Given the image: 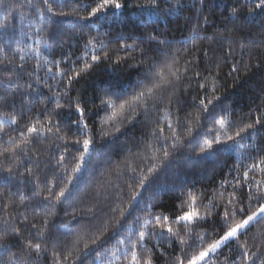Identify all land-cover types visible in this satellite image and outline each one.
<instances>
[{
    "label": "snow or ice",
    "instance_id": "snow-or-ice-1",
    "mask_svg": "<svg viewBox=\"0 0 264 264\" xmlns=\"http://www.w3.org/2000/svg\"><path fill=\"white\" fill-rule=\"evenodd\" d=\"M198 2L201 5L205 4V0ZM3 3L4 0H0V6H3ZM28 3L36 10L33 15L40 27L36 28L35 32L45 34L44 43L49 46V55L57 49L62 34V21L58 18L71 15L92 23L103 21L109 29L104 32L103 40L92 36H78L77 39L86 40L83 45L85 52L75 61L70 55L65 59L62 54L61 59L57 61L55 58L48 60L40 52H33V55L44 59L45 65L37 62L31 72L26 71L23 63L16 66L18 78L24 75L33 78L41 68H44L51 74L52 79L60 80L66 89L63 95L68 98L66 103L61 104L53 97H49L48 100L55 103V107L50 110L48 100L44 98L43 88L48 87L51 92V85H45L37 79L34 82L40 84V88L33 89L32 83H26L21 100L30 102L27 104V111H22L20 115L21 118L25 116L29 118L23 130L17 125L16 131L20 140L17 141L0 126V141L6 138V145L0 146V171L12 176L14 169L19 167L16 161H19L21 156L28 157L33 167L25 166V172L33 178L34 194L42 195L39 192L41 177L33 170L40 169V165L33 162L35 150L42 147L45 141L61 150L57 153L59 157L57 165L64 167V172L59 177V184L48 179L49 176H55L56 169H51L44 175L42 183L48 194L42 197L41 204L48 202L53 207L64 203L71 205V201L78 193V185L85 183L89 173L95 168L93 163L96 156L95 140L99 134L93 132L90 127V120L94 119L87 115L90 112H94L96 116L104 113L100 121V134L110 138L108 143L115 144L119 140L115 133L125 135L122 125L128 127L129 131L140 126L143 129V139L133 138V144L137 148L142 147L144 153H153L150 157L141 156V159H157L155 153L161 152L162 159L171 163L172 153L169 152V148L175 152L182 147L184 144L182 137L186 133L188 145L195 144L199 147L198 155L202 158L215 160L218 156L235 153L243 169L230 170L229 175L232 179L225 178L219 181V190H213V195L219 197V203L209 199L208 203L204 204L206 192L194 191L187 186H174L172 190L177 192L178 203L175 204L171 215L167 214L166 210L153 213L150 211L152 203H145L141 211H148L149 215L142 217L136 214L140 202L144 199L145 193L155 190L160 176L156 175L154 179L149 180L143 173H137L139 165L133 166L126 161L125 173L130 171L132 175L128 177L122 173L117 174L118 180L123 176V187L108 181L105 190L97 194L94 206L81 210L80 216L75 212H65L71 219L63 228L71 232L79 226L83 231L77 235L70 248L65 246L59 251L52 252L53 264H77V261L80 264H87L89 256L93 257L95 264L96 260H101V250L107 248L113 240L116 243L108 248L107 264H155L154 253L149 249L148 242H154L156 249L163 255L160 245L164 241L178 242L181 245L180 255L171 259L169 264H212L214 257L223 255L224 249L234 251L231 247L234 243L239 264H264V241L254 239L251 246L247 240L240 243L241 237H247L255 224L264 222V155L261 154L264 153V136H261L259 146L252 142L254 134L259 135L264 131V117L255 115L250 117L248 122L235 126L231 121L226 124L222 117L228 114L227 108L221 96L215 94L217 91L215 81L207 91H201L205 88L201 80H206L207 77L199 69L202 68L203 72L210 76L209 65L216 69L220 67L222 50L213 48L212 44L231 40L220 36L202 37L200 33L204 29L198 21L195 26L189 25L192 34L187 38V43L195 45L198 40L211 43L206 48L191 53L185 52L182 46L177 48L173 41L167 38L168 34L159 30V25L161 21L171 23L168 17L179 20L183 11H190L185 7L183 0H143L142 3H135L132 6L140 11L136 13L138 17L136 28L131 31L123 19V10L129 7L131 0H94L92 5L79 7L70 5L68 0H39L38 4L28 0ZM76 3L79 4V0H76ZM66 8L70 10L65 11ZM145 10L152 14L147 19L144 17ZM257 10L264 12V0H250V6L246 9L247 14L252 15ZM231 15L239 18L243 13L241 9L233 8ZM231 22L239 30L237 21ZM203 23H208L207 17H203ZM8 27V24H0V28ZM148 27L152 30L144 32L143 29ZM113 31L116 33L114 36L111 34ZM243 40L241 37V47H244ZM111 42L116 43L118 47L112 48ZM15 51L19 52V49ZM121 52L124 55H121ZM0 53L6 55V49L0 47ZM230 55L231 49L226 53V56ZM20 60L25 61L26 57L21 55ZM12 63V60L0 59V66L8 72H12V69L7 65ZM48 64L54 66L56 71L53 72L52 67H47ZM107 66L130 69L136 78L124 87H121L119 81L97 86L91 101L84 100L79 94L75 98L70 97L74 85L78 84L82 77H87L90 72L99 71ZM240 67L243 68L244 65ZM230 68L231 71L227 73L229 76L237 72V65L233 63ZM6 79L9 89L20 88L13 81L12 75H8ZM5 99L0 96V100ZM35 104L43 106L41 112L35 111ZM90 105H95V108H91ZM172 105H175V110ZM161 109L164 111L163 116L159 114ZM71 112H74L75 116L65 120ZM180 113L184 115L181 116ZM32 116L35 117L34 120ZM173 116L175 119H172ZM110 122L114 132H105L103 126ZM193 122L200 126L202 135H192ZM2 123L0 122V125ZM10 123L17 124V120L13 118ZM208 124L218 126L220 131L217 132L215 127L209 129ZM69 134L72 138H68ZM207 135H211L212 138L204 139ZM57 141L60 143H56ZM245 148L250 150L247 154L244 152ZM128 151L131 152L132 149ZM30 153L32 155H29ZM77 153L79 155H76ZM66 154L71 160L76 161L71 173L64 166ZM38 159L36 156V160ZM246 160L249 162L246 163ZM6 161H10L11 165L5 164ZM147 169L153 174L160 171L151 164ZM257 176L260 177L259 180ZM129 180L132 183H129ZM133 184L140 191H136L132 187ZM125 188L131 192L130 198L125 195ZM18 195L20 203L23 204V195L19 193ZM126 199H130L127 204ZM151 199L159 200L160 194L157 193ZM156 206L162 207L159 204ZM216 212L219 214L216 220H213V213ZM84 220L88 221L87 226L84 225ZM129 221L133 225H138L135 228L134 239L133 229L128 226ZM207 222L211 223V230L202 231ZM48 223V218L44 217L42 225L37 228L35 223L28 222L27 216H24L20 226H13L9 220L3 222L4 227L0 228V241L8 239L11 235L14 237L12 246L20 249L19 256L13 253L9 257L10 264H34L33 255L38 258L48 246L50 239L46 236ZM28 229H37L39 242H33ZM10 252L8 244L0 243V255H7ZM224 261L225 264H237L234 257L230 259L225 256ZM101 264H104L103 260Z\"/></svg>",
    "mask_w": 264,
    "mask_h": 264
},
{
    "label": "trees",
    "instance_id": "trees-1",
    "mask_svg": "<svg viewBox=\"0 0 264 264\" xmlns=\"http://www.w3.org/2000/svg\"><path fill=\"white\" fill-rule=\"evenodd\" d=\"M143 0H131L128 8L123 10V19L128 23V29L134 30L136 28L138 17L136 15L139 9H135L132 5L135 3H142ZM33 3H39V0H33ZM70 5L79 7L80 5H92L94 0H79V4L76 0H68ZM185 7L190 11H183L180 19L176 20L174 17H168L171 23L160 22L159 30L168 34L167 38L172 40L173 43L179 47H183L185 52H194L200 48H206L211 41L198 40L195 45L187 43V38L191 36V26H195L199 21L204 31L200 34L203 37L207 35L209 37L220 36L228 37L229 40H222L212 44V47L220 52V67L216 69L214 66L209 65L211 69V75L208 76L203 72V69H199L203 75L207 78L201 80V83L205 84V88L201 91H207L209 86L215 81V87L217 88L216 95H220L224 105L227 108V115L222 118L225 119L226 124L231 121L235 126L242 122H248L250 117L255 115H261L264 117V12L257 10L254 14L248 15L246 9L250 6V0H205V4L201 5L198 0H183ZM23 5V7H21ZM233 8L241 9L243 15L239 18L231 15ZM66 8L65 11H69ZM35 8L29 6L28 0H4L3 6H0V24H8V28H0V47L6 49L7 54L0 53V59L12 60L13 63L7 65L12 69V72L3 70V66H0V96L5 97V100H0V122H3L2 126L6 133L14 136L17 141L20 140V136L16 131L17 125L23 130L26 120L29 118L25 116L21 118L20 113L27 111V104L30 101L21 100V94L24 91L26 83H32L33 89H39L40 84H36L34 81L39 79L45 85H51V92L48 87L43 88L45 93V100L49 97H53L55 101H59L61 104L66 103V98L63 93L65 88L59 79H52L51 74L47 73L44 68H41L35 77L29 78L27 75L18 78L17 65L25 64L27 72L33 70V66L39 62L41 65H45V61L41 57L33 55V52H40L43 56H46L48 60L55 58L59 61L64 54V58L67 59L70 55L73 61L78 56L84 54L83 48L85 39H77L78 36L83 37H97L101 40L104 38V32L109 31L108 27L104 25L103 21H91L79 20L75 16H67L58 18L62 21V34L57 44V49L49 55V46L44 43L45 34L36 33L35 29L40 27V24L36 23V18L33 13ZM86 15L87 13H83ZM152 15L149 11H144V17L147 19ZM203 17L208 18V23H203ZM232 20H236L240 26L239 30L232 24ZM43 21H41V24ZM151 23V21H149ZM86 25L85 27H81ZM150 27L144 28V32H150ZM113 36L115 31L111 33ZM138 34V33H137ZM127 35V32H125ZM243 37L244 47L240 46V38ZM110 42V41H106ZM129 43L131 41H128ZM112 48H117L118 45L111 42ZM19 49V52L15 51ZM231 49L232 55L226 56V53ZM130 55H136V53H129ZM26 57L25 61L20 60V56ZM121 55H124L121 52ZM235 63L237 65V72L233 75H227L231 71L230 65ZM244 65L243 68L240 66ZM256 65H259L257 67ZM47 67H52L53 72L56 71L55 67L48 64ZM64 67V65H61ZM12 75L13 81L20 86L19 89L13 87L8 88L7 76ZM191 75V73H189ZM135 74L130 69H121L113 66L103 67L99 71L90 72L87 77H82L78 84L74 85L73 90L70 92V97L75 98L78 94L84 99L91 101L94 97V90L97 86L102 84H108L111 82H121V87L126 86L130 81L135 80ZM193 87H195V81H193ZM35 94V93H33ZM195 95V93H193ZM14 102V104H13ZM98 103V101H97ZM42 105L35 104V111L41 112ZM48 107L51 110L55 107V103L52 100H48ZM91 108H95V105H90ZM175 110V105H172ZM164 115L163 109L159 113ZM94 119L90 120V127L93 132L99 134L95 140L96 143V156L94 158L95 168L89 173L87 180L83 184L78 185V193L69 203L62 205H56L53 207L48 202H43L42 197L48 193L44 189L42 183L43 177L51 169H56L55 176H49L50 181L55 180L59 184V177L64 172V167L57 165L59 159L57 153L61 151L57 149L52 143L45 141L42 147H37L36 156L39 157L36 160V156H33V162L40 165L39 171L33 169L37 175L41 177V185L39 192L41 194H34V187L32 183V177H29L25 172V166L33 167V163L29 162L28 157L21 156L16 163L19 165L17 169H14V174L9 176L7 173L0 171V228L4 227L3 222L5 220L11 221L13 226H20L24 216H27L28 222L35 223L39 228L43 223V218H48V229L46 236L48 239V246L43 253L37 258L33 255L34 264H53L52 252L59 251L63 247H71L72 242L76 239L77 235L83 231L79 226L73 229L71 232H67L63 225L71 219L70 216L65 215V212H75L78 216L81 215V210H87L88 207L94 206L97 199V194L102 193L105 190V185L108 181H112L120 186H124L123 176L121 179H117V174L122 173L128 177L131 172L125 173V162H130L133 166L139 165L137 173H143L149 177V180L155 178L156 175L160 176V180L156 185L155 190H149L144 194V199L140 202V208L137 209V215L142 217H148V211H141L144 208L145 203H152L151 212H160L166 210L167 214L171 215L174 210L177 192L173 191V187L192 188L194 191H204L207 193L204 199V204L208 203L209 199H212L215 203H219V197L213 195V190H219V181L225 178L232 179L229 175V171L233 169H242V165L238 162L239 158L233 154H226L218 156L215 160L204 159L199 156L200 148L195 144L188 145L187 134L182 137L184 144L177 151H173L169 148V152L172 153L171 163L162 159L163 154L156 152L157 159H141V156L150 157L153 153H144L143 148H137L133 144V138L143 139V129L140 126L128 130V127L121 126L125 135L115 133L119 136V140L115 143H108L109 137H104L100 134V121L104 117V113L101 112L98 116L94 112L87 114ZM183 116V113H180ZM75 116L74 112L69 113L65 120L72 119ZM15 118L17 124H11L10 120ZM33 120L34 116L31 117ZM43 119V116H41ZM175 119V116L172 117ZM201 120V124H203ZM61 127H64L62 121ZM105 132H114L112 123L105 124ZM193 128V136L202 135L200 126L195 122L191 125ZM209 129L215 127L219 132L218 126L208 124ZM261 136H264V131L259 135L254 134L252 142L260 145ZM102 137V138H101ZM68 138H72L69 134ZM211 135H207L204 139H211ZM56 143H60L57 141ZM6 145L5 140L0 141V146ZM132 149V151H128ZM250 150L244 149L245 154ZM255 153H253L254 155ZM264 155V153H261ZM29 155H32L31 153ZM76 155H79L77 153ZM246 163L249 161H245ZM5 164L11 165L10 161H6ZM151 164L154 167L160 169L159 173H150L147 166ZM64 166L71 173V170L76 166V161L71 160L69 156L65 155ZM70 178V177H69ZM259 180L260 177L257 176ZM129 183H132L129 180ZM63 187V185H60ZM132 187L136 191L140 189L133 184ZM230 192L231 189L229 188ZM24 197L23 204L20 203V196ZM160 194V199L153 201L151 198ZM125 195L130 198L131 192L125 188ZM15 202V203H14ZM130 199L125 200V204L129 203ZM119 203V201H117ZM255 204V202H253ZM162 205L157 207L156 205ZM40 205V206H37ZM222 208V206H221ZM203 211V209H201ZM219 213H213L212 219L216 220ZM84 225H88V221L84 220ZM219 221L217 220V225ZM130 228L133 229V239L135 238V228L138 225H133L129 221ZM211 223H205L202 231H210ZM31 232L33 242H39V236L37 235V229H28ZM24 231L22 230V236ZM123 238V237H120ZM255 240L264 241V222L255 224L248 233L247 237H241L240 243H244L247 240L249 246H251ZM14 237L11 235L8 239L0 241V243L8 244L11 248V252L7 255H0V264H10L9 257L15 253L17 256L20 254V249L13 247ZM116 241L113 240L107 248L102 249L100 252L101 260L104 264H107L108 248L115 245ZM191 243V241H190ZM82 247V243L80 245ZM148 247L154 253L155 264H169L171 259H174L176 255H180L181 245L164 241L160 245L161 251L156 249L154 242H148ZM234 251L229 252L228 249H224L223 255L214 257L212 264H225L224 257L228 256L230 259L235 258L237 264H239V256L236 249V244L231 245ZM43 248V245H42ZM254 250V249H253ZM101 260H96L95 264H101ZM77 264H80L77 261ZM87 264H93V257L87 258Z\"/></svg>",
    "mask_w": 264,
    "mask_h": 264
}]
</instances>
